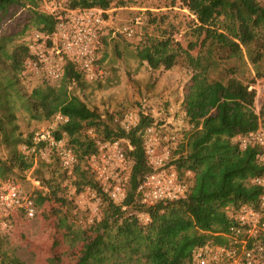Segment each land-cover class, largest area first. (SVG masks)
<instances>
[{"label":"trees","instance_id":"obj_1","mask_svg":"<svg viewBox=\"0 0 264 264\" xmlns=\"http://www.w3.org/2000/svg\"><path fill=\"white\" fill-rule=\"evenodd\" d=\"M113 1L66 0V5L99 8L105 18ZM180 1L193 16L190 31L194 39L183 47L169 35L148 38L136 47L135 56L151 69L166 70L182 57L191 71L182 87L180 104L190 127L179 138L174 150L178 156H173L171 163L179 172L190 170L192 174L183 196L144 206L136 188L143 175L154 170L145 154L144 130L148 126L176 134L178 130L173 123L156 119L142 104L137 111L138 122L129 129L110 125L69 89L71 85L81 87L86 77L81 67L71 61L65 63L59 83H45L21 94L17 74L30 55L28 43L17 42V38L31 26L51 34L56 19L39 8L42 0H0V144L10 147L7 159H0V179H5L13 167L29 169L37 162L40 167L50 166L54 160L68 175L57 157L46 162L17 149L18 144H30L32 135L23 137L14 121L19 102V107L33 119L49 120L57 112L67 117L54 135L60 138L64 134L78 157L71 173L76 178L75 185L77 189L89 185L107 199L102 220L72 264H198L193 258L194 249L205 244L227 245L229 227L236 221L235 209L243 203L256 207L264 192L263 186L251 181L255 176H264L261 147L250 144L241 148L233 140L235 135L253 131L264 123V106L259 112L260 122L246 116L243 109L253 106L256 92L235 76L239 66L231 62L244 64L246 57L257 69L264 56V5L258 0ZM216 74L221 78H212ZM219 88L225 100H220L221 92L214 95ZM100 126L104 133L100 140H125L123 151L131 163L126 194L120 204L103 192L88 168V156L97 151V138L85 133V129ZM47 188L45 193L36 194L37 203L55 198L57 189L52 185ZM141 212L148 214V221L139 218ZM0 264L24 263L0 245Z\"/></svg>","mask_w":264,"mask_h":264},{"label":"rangeland","instance_id":"obj_2","mask_svg":"<svg viewBox=\"0 0 264 264\" xmlns=\"http://www.w3.org/2000/svg\"><path fill=\"white\" fill-rule=\"evenodd\" d=\"M59 1L62 7L67 6L66 0ZM258 1L264 5V0ZM43 4L42 0L39 8ZM104 14L105 26L97 44L95 77L89 79L84 76L81 87L71 85L69 89L79 94L110 125L121 126L125 116L128 113L137 114L142 104L156 119L173 123L181 138L190 127L183 117L184 111L180 109L182 87L191 74L189 67L180 57L170 69H151L145 61L135 56V49L148 38L168 35L186 47L188 41L194 39L190 31L193 16L180 0H114ZM136 16L141 17L139 24L134 23ZM125 25L133 27L134 34L131 37L119 32ZM35 32V28L29 27L17 38V42L29 43ZM245 61L244 64L234 60L231 62L239 66L235 76L256 92L253 106L243 110L246 116L260 122L259 112L264 106V56L257 63V69L246 57ZM213 77L217 80L221 75ZM45 83L55 85L59 81L49 80L43 74L33 72L24 62L17 74L20 93L28 94L33 88ZM220 89L214 95L221 92L220 97L223 98L218 97L225 100L226 95ZM16 105L14 121L23 137L49 125L52 117L49 120L33 119L19 107V102ZM91 129V135L97 140L103 138L101 126L97 129L88 127L85 133ZM121 140V143L125 141ZM22 146L18 144L17 149H22ZM9 153L10 147L0 144V159L6 160ZM173 156L178 154L173 153ZM35 158L38 160L41 157ZM6 174V178L0 180H13L35 196L38 192L45 193L47 186L52 185L57 189L55 198L59 197V200L52 196L41 203L36 202L37 212L30 219L15 213L11 227L0 230L1 248L16 255L24 264H72L81 254L86 238L94 234L102 220L106 197L89 185L77 189L75 176L71 173L65 175L55 160L50 166L40 167L37 162L36 166L29 169L13 167Z\"/></svg>","mask_w":264,"mask_h":264},{"label":"built area","instance_id":"obj_3","mask_svg":"<svg viewBox=\"0 0 264 264\" xmlns=\"http://www.w3.org/2000/svg\"><path fill=\"white\" fill-rule=\"evenodd\" d=\"M43 3L41 10L56 19L54 29L51 34L40 31L33 34L28 43L30 57L25 61L26 66L49 80L58 81L65 63L71 61L81 67L86 77L93 79L98 39L105 24L103 10L62 7L59 0H43ZM140 21L141 17L136 16L134 23L139 24ZM119 32L131 37L134 29L125 25ZM138 117L136 113H128L121 126L129 129L138 122ZM66 121V116L55 113L49 125L34 131L31 143L23 144L22 149L46 161L55 156L61 166L72 173L78 157L67 144L64 134L60 138L54 135L57 126ZM179 138L171 131L164 132L152 126L145 128V154L154 170L143 175L136 188L139 201L144 206L178 199L186 193L192 173L190 170L179 172L171 163ZM233 140L241 148L250 144L259 145L260 157L264 158V123L253 131L235 135ZM121 142V139L97 140V151L87 159L88 168L103 192L117 204L125 197V184L131 166L125 158ZM251 181L264 187V176H255ZM36 208L35 194L27 192L13 180H0V230L11 227L15 213L33 218ZM234 217L236 221L229 227L227 245L205 244L194 249L193 258L198 264H264V192L260 194L256 207L243 203L235 209ZM139 218L145 222L149 216L141 212Z\"/></svg>","mask_w":264,"mask_h":264}]
</instances>
